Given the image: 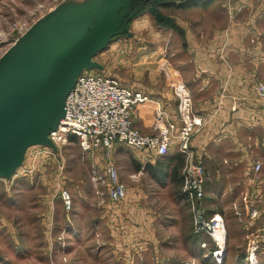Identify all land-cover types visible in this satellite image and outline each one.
I'll use <instances>...</instances> for the list:
<instances>
[{"label": "crops", "instance_id": "0c3cea01", "mask_svg": "<svg viewBox=\"0 0 264 264\" xmlns=\"http://www.w3.org/2000/svg\"><path fill=\"white\" fill-rule=\"evenodd\" d=\"M145 1L128 0L121 8L119 17L126 30L93 58L101 67L93 71L108 74L118 65L128 67L132 76L127 84L150 98L134 115V125L144 134L156 133L153 123L160 107L170 119H178L172 85L177 80L183 81L191 92L195 113L204 121L192 142L194 150L204 157L208 167L215 169L216 177H220L217 155L230 153L229 157H223L225 177L238 175L241 179L227 188L233 192L236 186L238 194L237 186L240 187L241 197L250 196L249 204L259 209L258 203L264 202V100L258 98L254 87L264 82V0H224L218 13L208 12L216 11V7L195 10L190 20L159 10L157 17L154 8L175 4L181 9L185 2L195 6L198 3L195 0H158L155 6L151 1L145 6ZM40 2L41 15L34 25L58 10L86 18V14L97 11L101 5V0ZM212 14H218L222 21L212 19ZM168 66L179 79L170 75ZM174 152H178L177 148L169 155H176ZM124 157L115 151L111 155L121 181L127 186V196L120 203H113L108 197L113 205L103 201V195L108 196V177L102 153L91 157L92 170L17 168L10 176L0 177L1 233L20 235L22 241L31 240L24 237L29 235L25 231L31 232L27 227L39 224L42 217L44 226H56L59 230L52 239L62 240L64 264H183V246L196 238H187L183 232L163 234L171 225L166 219L170 216L167 214L170 205L178 211L180 203L172 196L166 207L153 204L151 195L164 192V188L160 185L159 190L156 180L148 175L149 171L171 167L157 159L142 161L144 172L140 171V180L136 182L141 181L142 174L148 176L155 191L137 187L131 194L125 179L135 182L131 176L138 172L132 168L129 174L125 172L120 161ZM257 162L262 164L259 172L255 171ZM61 188L72 196L71 210L66 209L61 199ZM145 192L150 200H146L149 196ZM214 193L216 199L221 196ZM93 197L95 202H91ZM211 199L210 202L215 200ZM161 217L163 221L159 223ZM178 220L175 216L172 223ZM197 238L201 243L206 240L205 235ZM204 256L216 263L208 254L203 259Z\"/></svg>", "mask_w": 264, "mask_h": 264}, {"label": "rangeland", "instance_id": "374dc122", "mask_svg": "<svg viewBox=\"0 0 264 264\" xmlns=\"http://www.w3.org/2000/svg\"><path fill=\"white\" fill-rule=\"evenodd\" d=\"M148 1H151L153 6L157 5L154 0H146L144 2L145 6H147V4L149 3ZM40 3V0H0V59L12 47L16 45L21 37H23L30 31V29L35 24V21L39 19L41 15L38 12V8L41 5ZM194 3H196L195 6H190L192 4L185 2V4L180 6L181 9L175 4L173 5V7L164 9H160V7L159 9L154 8V12L158 13L159 10L167 15L179 14L180 16H182V18L190 20L191 13L195 10L208 11L212 7H214V9L216 7V11L208 12L218 13L220 9H222L224 0H195ZM210 17L212 19L215 18V21H222V17H220L218 14H212L210 15ZM16 24H26L27 30L23 34H20L15 28ZM59 69L60 68L57 69V67L49 64L44 66H30L29 72H33V75L29 76L28 80H26L24 91L26 92L32 86L39 83L52 84L56 77L59 75V72H61ZM93 69L94 68L87 70V72L95 74L96 71H93ZM168 71L170 72V75L175 80H177V74L171 69L170 66H168ZM107 73L108 75L117 77L121 82L126 84L128 83L127 79L132 76L128 67H124L122 65L116 66L114 71L111 70ZM58 110L59 108L54 104V106L50 110L39 114L38 116H40L39 118L41 119L39 120V125L41 126L36 130L31 127L29 131H31L32 133H37V135H39L40 137L43 136L47 130V122L51 119L52 116L59 112ZM38 116H36V118ZM44 147H49L50 149L54 150L55 155L51 156V154H49V157L48 153H43ZM114 151L120 156H125L124 158L120 159V161L124 166V170L127 174H129V172H131L132 170L133 172L138 173L142 171V167L145 166L144 162L142 161L147 158L155 160L157 159L171 167L168 170L157 169L155 171H149L148 173V175L151 174L153 180H156V182L159 184L155 185L159 190H161L159 187L160 185L164 188V192H157L151 195L153 204L161 208L166 207L167 203H169L170 205L172 196H175V199L178 201V203H180L178 211L175 206L170 205L171 210L167 211V214L170 216H167L166 219L169 223H171V225H169V228L166 229V233H163L162 228L161 231L163 234H176L183 232L185 237H193V216L187 204V200L182 192V181L180 180L183 168V157L178 156L177 159L172 161V154H168L163 157L156 156L154 154L149 155L150 153L147 151L135 150L125 145H117ZM174 153L176 154L178 152ZM230 155L231 154L228 152H222L221 155H217V158L215 159L216 167L219 170L220 177H216L217 173L215 169L211 166L208 167L204 161V157H201V160L207 167V202L213 205L214 211L220 212L223 215L226 222L227 253L225 252L223 264H250L249 260H247V256L248 249L252 241H257L259 244V248L256 253V261H254L255 264H264V239L259 237L260 228L264 220V202L258 203L259 213L257 217L251 218V209L249 206H247L243 197H241L239 193L242 189L237 186V188H239V192L237 194V192L235 193L236 186L234 187L233 192L230 191L229 188H227L229 184L240 182L241 179L238 175L234 177H225L226 171L223 166V157H229ZM91 157L94 156L90 153H85L82 151L78 138L71 137L68 143H66V145H64L62 148H57V146L55 145V149H53L52 146L44 145L41 143L29 146L26 150L24 161L18 167V169L53 171L61 169L59 168V165L62 163L64 171H77L80 169L92 170L93 162L91 160ZM174 168L177 170L178 168H180L178 170V176L177 174L174 176L172 175ZM125 181L129 183V191L131 194H134L135 188L137 187H140V189L143 191L145 189L147 191H149L150 189H152V191H155L153 185L150 184L149 177L147 176L145 178L143 174L140 182L130 181L127 177ZM62 189L64 188H61L60 191ZM171 190H176L177 193L173 194V191ZM214 192H218V196H221L216 199L215 197H217V194L215 195ZM145 193V195L149 196L147 192ZM211 198L215 200L210 202ZM144 200L145 198L141 199L142 202ZM146 200H150V196L149 199L146 198ZM103 201L106 204L109 202L106 193L103 195ZM91 202H95V197L92 198ZM110 204L113 205L112 203ZM175 216H177L180 220H178L176 223H172V220L174 221ZM107 220L108 218L105 217L104 222H106ZM162 221L163 217H161L159 223H162ZM42 222L43 220L41 217L39 224L27 227V229H30L31 232L25 231V234L29 235H24V237L30 238L31 240L22 241L20 240V235H16V237L6 235L7 233H1L3 228H0V264H64L65 258L61 250L63 247L62 240L55 241L52 239L56 236L59 230L56 226H54L53 228H48L44 226ZM105 232L108 233L107 229H105ZM205 236L206 240L204 241L207 243V247L205 248L199 247L201 245V242L199 243L197 240L191 241L189 243L186 242L184 244L183 264H217L212 262L213 260L211 261V259L208 261V258H206L205 256V260L203 259V255L209 254L210 252L212 253L215 249L212 239L207 235ZM56 250H60V252L55 253ZM208 257L213 258V255H210Z\"/></svg>", "mask_w": 264, "mask_h": 264}, {"label": "built area", "instance_id": "2783aa9c", "mask_svg": "<svg viewBox=\"0 0 264 264\" xmlns=\"http://www.w3.org/2000/svg\"><path fill=\"white\" fill-rule=\"evenodd\" d=\"M15 28L23 34L27 25L16 24ZM172 88L177 100L178 119H170L166 110L160 107L153 123L156 133L144 134L134 125V115L141 104L150 100L149 96L112 75L84 71L67 96L65 116L48 137L57 148L66 145L71 137H76L83 152L93 156L102 153L105 156L107 193L113 203H120L127 196V186L121 181L119 170L111 161L117 145L147 151L149 155L160 157L177 148L184 156L182 191L193 216V233L196 236L207 235L212 239L215 249L208 255H213L217 264H223L227 245L226 222L220 212L213 210L212 205L208 207L205 204L206 168L192 146L204 121L195 113L193 98L186 84L177 80L173 82ZM254 91L259 99L264 100V82H258ZM43 149V153H48L49 157V154L55 155L49 147ZM59 168L64 169L62 163ZM261 168L262 164L257 162L255 171L259 172ZM140 175L141 172L135 173L131 178L137 181ZM60 195L66 209L71 210L73 200L70 192L62 189ZM243 199L251 209L250 217H257L259 210L249 204L250 196L244 195ZM218 231L224 235V252L217 239ZM259 237L264 239V220ZM201 247H207V243L202 242ZM258 248V242L252 241L247 256L250 264H255Z\"/></svg>", "mask_w": 264, "mask_h": 264}, {"label": "water", "instance_id": "95a60500", "mask_svg": "<svg viewBox=\"0 0 264 264\" xmlns=\"http://www.w3.org/2000/svg\"><path fill=\"white\" fill-rule=\"evenodd\" d=\"M127 1L101 0L99 9L82 19L58 10L34 25L0 59V177L10 176L22 164L29 146L41 143L55 149L48 135L65 116L66 99L78 77L101 68L93 58L125 32L119 11ZM48 64L61 71L53 83H39L25 92V82L33 75L29 67ZM54 104L59 112L47 122L45 134L29 131L41 126L38 115Z\"/></svg>", "mask_w": 264, "mask_h": 264}, {"label": "trees", "instance_id": "16d2710c", "mask_svg": "<svg viewBox=\"0 0 264 264\" xmlns=\"http://www.w3.org/2000/svg\"><path fill=\"white\" fill-rule=\"evenodd\" d=\"M179 6V5H178ZM178 156H182L183 157V165H184V156L180 153V152H178V153H176V155H174V156H171V160L173 161V160H175V159H177V157ZM202 163H203V161H202ZM203 165H204V163H203ZM205 166V165H204ZM180 168H178V170H179ZM178 170L177 169H173V173H172V175L174 176V175H176L177 174V176H178V174H179V172H178ZM182 173V172H181ZM165 175H166V172H165ZM179 179V178H178ZM180 180L182 181V174H181V177H180ZM183 192V191H182ZM184 194V193H183ZM206 194H207V186H206ZM184 197H185V194H184ZM186 198V197H185ZM188 204V203H187ZM205 204L208 206V207H210L211 206V204H209L208 202H207V196L205 197ZM193 237H195L196 239L195 240H197L198 238V236H196L195 234L193 235ZM198 241V240H197ZM200 243V242H199ZM201 244V243H200ZM201 246V245H200Z\"/></svg>", "mask_w": 264, "mask_h": 264}, {"label": "bare ground", "instance_id": "6f19581e", "mask_svg": "<svg viewBox=\"0 0 264 264\" xmlns=\"http://www.w3.org/2000/svg\"><path fill=\"white\" fill-rule=\"evenodd\" d=\"M217 239H218V242L220 243V245L223 247V252H224V243H225V239H224V235L222 234V232L221 231H218L217 232Z\"/></svg>", "mask_w": 264, "mask_h": 264}]
</instances>
